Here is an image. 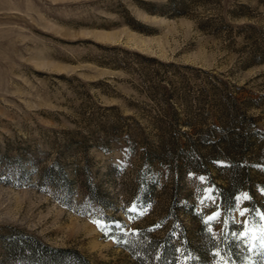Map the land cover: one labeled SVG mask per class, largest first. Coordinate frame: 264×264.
Segmentation results:
<instances>
[{
    "label": "rangeland",
    "instance_id": "obj_1",
    "mask_svg": "<svg viewBox=\"0 0 264 264\" xmlns=\"http://www.w3.org/2000/svg\"><path fill=\"white\" fill-rule=\"evenodd\" d=\"M257 165L264 0H0V264H256Z\"/></svg>",
    "mask_w": 264,
    "mask_h": 264
},
{
    "label": "snow or ice",
    "instance_id": "obj_2",
    "mask_svg": "<svg viewBox=\"0 0 264 264\" xmlns=\"http://www.w3.org/2000/svg\"><path fill=\"white\" fill-rule=\"evenodd\" d=\"M127 151V149H125ZM214 163L217 165V167H231V165H228L225 161H214ZM243 166V165H242ZM256 167H259L262 171H264V166L257 165ZM192 173H188V176H192ZM205 177H199V180L201 182L205 181ZM218 194V189H216L214 186L207 188L203 191V194L200 199L201 204H212L215 205L217 210L214 211L211 215H208L206 218L199 217L201 219L202 232L211 233V227L210 225L214 222L225 224L227 223V220L224 215L221 214L219 211V208L221 205L219 204L218 200L216 199ZM261 196H264V189L260 190ZM219 195H223V193H219ZM244 200H251V197L247 194H243ZM149 206L141 207L139 203H137L135 200L132 202L130 207H127L124 209L125 213H132L131 219L135 220L140 217H143L147 215ZM225 212H237L240 219L238 221H235V226L232 230L228 233V237L231 239L232 243L237 248H243V251L247 253H251L255 256H257L256 264H264V212H261L259 209H256L254 206L250 207H242V200L240 196L234 197V204L229 206H224ZM94 224H96L97 228L101 230L106 236L109 235V232L111 229H109L107 226L103 225L99 219H93L92 221ZM114 227L117 230H121L119 222L114 221L113 222ZM255 225H259L256 227ZM155 228H159L160 225H155ZM154 229H149L148 231H153ZM125 236L127 233L124 234ZM131 235L136 236V232H132ZM109 238L113 239L114 243H121L120 237H112ZM123 243L131 244V241L129 240H123ZM134 247V245H132ZM177 251H180L177 249ZM229 251H231L229 249ZM235 254V253H233ZM212 255L219 256V252L212 253ZM159 258V257H158ZM193 257L189 255L188 259H192ZM209 264H212V262H209ZM227 264V261L225 262ZM234 264V262H233Z\"/></svg>",
    "mask_w": 264,
    "mask_h": 264
},
{
    "label": "trees",
    "instance_id": "obj_3",
    "mask_svg": "<svg viewBox=\"0 0 264 264\" xmlns=\"http://www.w3.org/2000/svg\"><path fill=\"white\" fill-rule=\"evenodd\" d=\"M166 253H167V251H163V252H162V256H163L164 254H166Z\"/></svg>",
    "mask_w": 264,
    "mask_h": 264
}]
</instances>
